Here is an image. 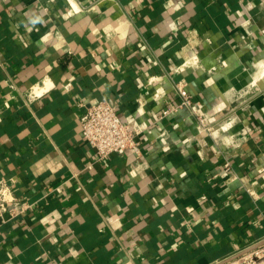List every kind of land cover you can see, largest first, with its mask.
Returning a JSON list of instances; mask_svg holds the SVG:
<instances>
[{
    "label": "crops",
    "instance_id": "crops-1",
    "mask_svg": "<svg viewBox=\"0 0 264 264\" xmlns=\"http://www.w3.org/2000/svg\"><path fill=\"white\" fill-rule=\"evenodd\" d=\"M261 62L264 0H0V178L33 204L0 264H215L264 240ZM103 98L148 125L139 152L84 142Z\"/></svg>",
    "mask_w": 264,
    "mask_h": 264
},
{
    "label": "built area",
    "instance_id": "built-area-1",
    "mask_svg": "<svg viewBox=\"0 0 264 264\" xmlns=\"http://www.w3.org/2000/svg\"><path fill=\"white\" fill-rule=\"evenodd\" d=\"M200 59L197 55L187 57L183 63L175 67V71L183 72L188 68H197ZM42 87H33L27 94V101L34 102L50 91L55 85L45 79ZM71 83H66L69 88ZM176 88L182 97V104L197 111L190 94L184 84L179 82ZM83 105L82 102L79 103ZM164 110L162 115L168 114ZM161 115V117H162ZM148 129L145 123L130 125L126 123L118 112V105L106 98L90 104L80 115L81 136L89 147L94 151L96 159L102 161L111 154L128 150L139 152L140 136ZM32 203L24 201L16 195L11 181L0 178V227L3 223L28 211ZM239 264H264V244L250 250L236 259Z\"/></svg>",
    "mask_w": 264,
    "mask_h": 264
},
{
    "label": "water",
    "instance_id": "water-1",
    "mask_svg": "<svg viewBox=\"0 0 264 264\" xmlns=\"http://www.w3.org/2000/svg\"><path fill=\"white\" fill-rule=\"evenodd\" d=\"M262 244H264V240H262V241L256 243L255 245H253V246H251V247H248V248H246V249H243V250L240 251L239 253H237V254H235V255H232V256H230V257H228V258H226V259H223L222 261H219L218 263H215V264H227V263H229V262H231V261H234V260L238 259V258L241 257L243 254L249 252L250 250H252V249H254V248H256V247H258V246H260V245H262Z\"/></svg>",
    "mask_w": 264,
    "mask_h": 264
},
{
    "label": "rangeland",
    "instance_id": "rangeland-1",
    "mask_svg": "<svg viewBox=\"0 0 264 264\" xmlns=\"http://www.w3.org/2000/svg\"><path fill=\"white\" fill-rule=\"evenodd\" d=\"M262 73L264 74V66H263V70H262Z\"/></svg>",
    "mask_w": 264,
    "mask_h": 264
},
{
    "label": "bare ground",
    "instance_id": "bare-ground-1",
    "mask_svg": "<svg viewBox=\"0 0 264 264\" xmlns=\"http://www.w3.org/2000/svg\"><path fill=\"white\" fill-rule=\"evenodd\" d=\"M262 63V65L264 66V62H261ZM228 124V123H227Z\"/></svg>",
    "mask_w": 264,
    "mask_h": 264
}]
</instances>
